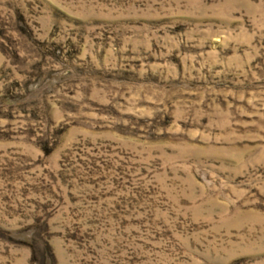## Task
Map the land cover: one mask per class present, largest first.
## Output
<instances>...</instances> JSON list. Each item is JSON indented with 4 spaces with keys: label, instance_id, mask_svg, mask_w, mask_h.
Segmentation results:
<instances>
[{
    "label": "rangeland",
    "instance_id": "1",
    "mask_svg": "<svg viewBox=\"0 0 264 264\" xmlns=\"http://www.w3.org/2000/svg\"><path fill=\"white\" fill-rule=\"evenodd\" d=\"M0 264H264V0H0Z\"/></svg>",
    "mask_w": 264,
    "mask_h": 264
}]
</instances>
